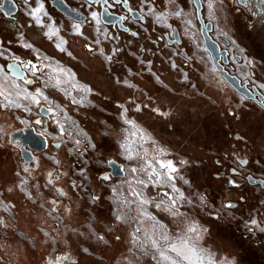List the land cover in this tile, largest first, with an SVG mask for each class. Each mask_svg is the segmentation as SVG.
Masks as SVG:
<instances>
[{
	"label": "rangeland",
	"instance_id": "374dc122",
	"mask_svg": "<svg viewBox=\"0 0 264 264\" xmlns=\"http://www.w3.org/2000/svg\"><path fill=\"white\" fill-rule=\"evenodd\" d=\"M175 2L167 0L166 4ZM28 8L23 6L29 14L26 20L34 24V30L46 33L48 40L24 32L25 24L21 29L14 27L16 32L0 27V107L14 113L26 127L40 106H50L53 115L44 121L46 127L40 124L38 128L63 143L81 165L76 166L74 182L86 203L81 209L85 215L72 222L41 202L28 178L20 176L17 184L28 207L16 197L19 222L28 227L33 219L31 208L38 207L49 226L34 229L31 225L27 232L19 223L16 233L28 246V250L19 247L22 263L171 264L161 256L164 252L179 264H260L254 253L241 252L246 244L229 229L233 215L215 220L219 208L201 193L203 160L219 157L218 143L229 137L218 130L232 127L235 137L250 133L249 118L254 114L249 102L224 80L216 82L219 76L209 68L205 87L194 85L195 81L185 85L187 74L177 67L181 60L174 48L155 50L148 41L146 53L140 50L142 43L131 49L117 47L108 40L97 15L94 19L100 24L67 28L40 6L33 12ZM176 13L166 7L147 15L161 18L158 22L162 23ZM181 15L187 19H182L184 29L196 32L192 11ZM70 36L82 38L84 45L98 51L89 52L84 45L80 51L72 50ZM15 43L40 64L38 73L31 72L34 83L12 78L4 67L12 57L11 48L18 47ZM104 43L105 53L101 51ZM169 162L175 171L166 167ZM111 163L123 166V177L112 176ZM4 201L0 193V231L5 216L2 208L9 212ZM193 226L196 231L189 232ZM241 230L249 236L263 232L255 220L243 223ZM181 238L188 240L197 255L185 248L190 259H183L170 250Z\"/></svg>",
	"mask_w": 264,
	"mask_h": 264
},
{
	"label": "flooded vegetation",
	"instance_id": "af4514ba",
	"mask_svg": "<svg viewBox=\"0 0 264 264\" xmlns=\"http://www.w3.org/2000/svg\"><path fill=\"white\" fill-rule=\"evenodd\" d=\"M4 1L0 0V7ZM13 1L17 12L10 18L0 10V27L5 31L16 32L12 30L21 29L22 24H25L27 30L24 32L31 33L41 40H48L46 33L34 30V24L26 20L25 15L29 14L23 11V6H31L28 10L33 12L34 7L38 5L42 10L51 12L54 19H61L63 27L67 28L74 25L92 27L95 24L94 17L97 15L101 26L106 29L108 40L117 47L126 46L131 49L134 45L142 43L140 50L146 53L144 43L148 41L155 50L174 48L178 53L177 58L181 60L177 67L187 74L185 80L188 82L185 85L195 81L194 85L205 87L209 84L206 79V71L209 68L217 72L219 80L216 82L224 80L230 89L249 102V108L254 114L249 118L252 125L250 133H241L244 137H235L237 131L232 127L226 126L218 130V134H226L229 137L220 139L224 142L218 143L219 157L211 161L205 156L201 193L219 208L218 214H214L215 220H220L228 213L233 215L230 231H233L232 233L240 238L243 244L250 245L249 248L242 246L241 252L254 253L253 255L259 257L260 264H264V0H211L212 9L209 8V0H200L199 10L194 0H176L174 4H170L171 6H167V0H100L98 5L82 0H64L76 12L75 18L86 17L83 23L65 17L51 6L53 0ZM102 4L112 15L122 20V25L129 28V31L121 30L118 23L111 26L103 24L100 20ZM166 7L179 12V15L172 14L162 23L158 22L162 21L161 18L156 19L147 15L150 10L163 12ZM6 9H10L9 4H6ZM130 11L138 12L136 14L138 19H134ZM188 11H192V27L196 32L184 29L185 23H182V19L184 21L187 19L181 12L186 15ZM61 33L60 30L58 34ZM69 40L72 50H82L84 45L82 38L70 36ZM15 45L18 47L11 48L14 50L12 57L4 67L7 70V65L19 60L17 64L25 71L26 79L29 80L27 85L34 83L31 72L38 73L40 64L34 62L18 43ZM84 47L89 52L98 51L88 44ZM209 47L214 49V53L209 52ZM106 48L107 44L104 43L101 51L105 53ZM120 51L118 48L117 52ZM35 57L39 58L37 55ZM222 73L241 87L243 95L228 84ZM188 76H192L193 79H188ZM37 111L36 118L32 119L33 123L25 127L19 123L14 113L0 107V183L3 181L6 183L4 186L0 185V193L9 210L8 212L6 208H2L5 216L0 231V264H24L19 247L28 250L24 238L16 233L21 223L15 199L23 201L24 206L28 204L21 196L22 192L17 184L20 176L28 178L31 191L41 202L47 203L55 214L64 213L72 222L80 220L81 216L85 215V210L83 214L81 213V209H85L82 207L86 203L85 198L78 184L74 182L76 166L81 165L70 157L67 147L59 141H53L44 133L48 137L47 149L37 153L31 151L28 145L24 149L21 139L14 138L15 133L31 128L42 133L38 126L51 118L53 110L50 106L42 105ZM45 113H49V116H45ZM25 150L31 152H24L26 158L32 159L31 162L25 161L23 157ZM97 192L102 194L101 190ZM31 211L33 221L27 225H33L34 229L35 227L39 229L38 226L44 227L45 219L44 214L40 213L41 210L32 207ZM253 220L261 225L263 232H257L255 236L254 232H250L252 236H249L241 230V225ZM21 225L24 226V228L21 226V229L28 232L29 226Z\"/></svg>",
	"mask_w": 264,
	"mask_h": 264
},
{
	"label": "water",
	"instance_id": "95a60500",
	"mask_svg": "<svg viewBox=\"0 0 264 264\" xmlns=\"http://www.w3.org/2000/svg\"><path fill=\"white\" fill-rule=\"evenodd\" d=\"M89 4L98 5L100 0H82ZM195 5L197 6L198 10L200 9V0H194ZM6 4H9L10 9H6ZM51 6L57 9L60 13H62L65 17L69 19H73L78 23H83L86 21V17H79L75 18L74 14L76 13L73 11L64 0H53L51 2ZM0 10L4 13V15L7 18H10L13 14L17 12V7L13 0H5L3 5L0 7ZM131 15L134 17V19H138V16L136 15L138 12L136 11H130ZM100 20L103 24L107 26L116 25L119 24V28L123 31H129V28L124 27L122 25V20L118 19L117 16L112 15L108 9L104 8V4H102V10L100 13ZM210 53H214V49L209 47L208 48ZM19 60H15L14 63H11L7 65V71L9 75L18 80L22 81L25 84L29 83V80L26 79V73L21 69V66L17 64ZM222 77L230 84L239 94L243 95V92L241 90V87L233 80H231L227 75L222 73ZM236 80V79H234ZM256 90V88H255ZM45 116H49V113H45ZM25 132V133H24ZM15 139H21V143L23 145V148L25 149L26 146L30 148L31 151H36L37 153H42L47 149L48 146V137L45 136L43 133H39L35 130V128L27 129L25 131H20L14 134ZM31 153L30 151H23ZM25 161L31 162L32 159L26 158L25 154L23 155ZM110 169L112 172V176L114 178H121L124 176L125 171L122 165L117 163H111Z\"/></svg>",
	"mask_w": 264,
	"mask_h": 264
},
{
	"label": "snow or ice",
	"instance_id": "6c2138e0",
	"mask_svg": "<svg viewBox=\"0 0 264 264\" xmlns=\"http://www.w3.org/2000/svg\"><path fill=\"white\" fill-rule=\"evenodd\" d=\"M212 7H213L212 2H211V0H209V8L212 9ZM37 11H39V10H37ZM176 14L179 15V13H176ZM94 16H95V14H94ZM37 123H39V121H37ZM162 167H165V165H162ZM166 167L170 168L172 171H175V169L172 168L171 162H169V164L166 165ZM133 171H135V169H133ZM49 175H51V174H49ZM107 178L108 177H105V179H107ZM172 203H173V205H175V201L174 200L172 201ZM231 206L232 205H229V207H231ZM157 207H159V205H157ZM137 231H139V229H137ZM188 231L189 232H195L196 231V228L194 226L193 227H189ZM163 239L165 241H167L168 240V237L165 235L163 237ZM152 244H153L154 247H156L159 250V245H158V243L155 240L152 241ZM185 248H189V245H188V240L187 239H183V238L180 239L179 244L173 243L170 246V250L172 252L176 253L177 256H180L183 259H190V257L188 255H185V253L183 251V249H185ZM189 251L193 255H197L196 249L194 247L189 248ZM160 254L163 257V259L170 260L171 261V264H179V262L177 260L172 259V257L166 255L164 252H161Z\"/></svg>",
	"mask_w": 264,
	"mask_h": 264
},
{
	"label": "trees",
	"instance_id": "16d2710c",
	"mask_svg": "<svg viewBox=\"0 0 264 264\" xmlns=\"http://www.w3.org/2000/svg\"><path fill=\"white\" fill-rule=\"evenodd\" d=\"M44 219H45V217H44ZM32 221H33V219H32ZM44 226L49 227V226L46 224V220H45V222H44ZM50 228H51V227H50Z\"/></svg>",
	"mask_w": 264,
	"mask_h": 264
},
{
	"label": "crops",
	"instance_id": "0c3cea01",
	"mask_svg": "<svg viewBox=\"0 0 264 264\" xmlns=\"http://www.w3.org/2000/svg\"><path fill=\"white\" fill-rule=\"evenodd\" d=\"M95 24H100V23H98V22L95 21ZM44 187L46 188V186H44ZM43 189H44V188H43ZM45 205H48V204H45ZM45 209H46V208H45Z\"/></svg>",
	"mask_w": 264,
	"mask_h": 264
}]
</instances>
